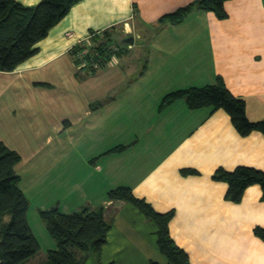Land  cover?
I'll return each mask as SVG.
<instances>
[{"label": "crops", "instance_id": "obj_1", "mask_svg": "<svg viewBox=\"0 0 264 264\" xmlns=\"http://www.w3.org/2000/svg\"><path fill=\"white\" fill-rule=\"evenodd\" d=\"M192 1L80 0L34 55L0 70V140L22 156L16 170L41 246L26 264L57 247L33 216L86 204L104 205L112 222L101 264H169L155 223L134 204L107 197L119 185L158 211L175 210L170 232L191 264H264V241L253 231L264 227L261 186H249L236 203L226 199L228 183L212 177L218 167L264 170V134L242 136L223 108L191 109L179 99L160 109L169 92L221 76L246 101L248 118L264 119V0H227L226 18L195 9L179 23L160 20ZM122 27L134 37L122 56L93 73L78 68L75 45L92 31ZM118 144L127 146L104 154ZM190 167L198 173L182 174ZM85 264L99 263L91 254Z\"/></svg>", "mask_w": 264, "mask_h": 264}, {"label": "trees", "instance_id": "obj_2", "mask_svg": "<svg viewBox=\"0 0 264 264\" xmlns=\"http://www.w3.org/2000/svg\"><path fill=\"white\" fill-rule=\"evenodd\" d=\"M78 1L80 0H41L34 6H27L18 0H0V70L12 71L34 55L38 51L37 43L48 35ZM226 1L193 0L173 12L162 15L160 20L179 23L195 9L214 11L219 18H226L228 16L225 9ZM113 30L114 28L103 30V36L111 35L110 31ZM91 34L94 36L97 33L92 31ZM81 43L72 48V55L82 48ZM101 46L103 45H97L92 50H101ZM98 58L100 59V56L95 59L98 61L97 67L86 69L90 73L110 63L109 57L102 60ZM179 99H184L191 109L206 106L223 108L242 136H247L255 130L264 134V119L250 120L246 113V101L235 96L221 76L214 84L169 92L163 97L160 109ZM98 105L95 104L93 107ZM126 146L118 144L104 154L121 152ZM21 160L22 156L17 150L0 140V264H26L41 251L40 243L28 218L30 201L20 186L21 177L16 170ZM181 172L189 175L198 173V170L190 167L182 168ZM212 177L214 180L228 183L226 199L230 201L241 202L246 189L253 184L261 186L264 200L262 169L249 165H238L232 170L218 167ZM107 197L134 204L155 223L160 251L169 264H191L188 252L175 241L170 232V221L175 215L174 209L166 212L156 210L145 198L137 196L128 185L110 189ZM105 213L104 205L91 204L83 205L71 213L62 212L58 205L41 209L40 216L48 232L55 239L57 247L49 249L45 259L39 264H85L91 254H94L101 264L99 261L102 249L112 228V222L106 219ZM253 231L264 241L263 226L256 225ZM148 264L160 263L150 260Z\"/></svg>", "mask_w": 264, "mask_h": 264}, {"label": "rangeland", "instance_id": "obj_3", "mask_svg": "<svg viewBox=\"0 0 264 264\" xmlns=\"http://www.w3.org/2000/svg\"><path fill=\"white\" fill-rule=\"evenodd\" d=\"M103 32L104 31H98L97 34H95L94 36L93 35L90 36L91 39L89 38L88 47L89 48L91 47V50L97 45H103V46H101V50H98V51L92 50L93 51V54H92L93 56L90 55V57L94 58V60L97 59L98 56H100V59L102 60V59H104L106 57H109L110 54H113V53H115V55H119V54L125 53L126 52V46L130 47V45H129L130 42H127L125 40L123 41V39H125L127 37H130L128 35L125 36V34H124L125 30H124L123 27L121 29L120 28L119 29H117V28L115 29L114 28L113 31H110L111 35L107 34L108 37L106 35L103 36L104 35ZM90 40H94V41L91 42ZM72 56H73V59L75 60L74 55H72ZM107 65H108V63H107ZM78 68H79V66H78ZM37 216L38 215L35 214L33 216V219H32V221L35 224V227H36V222H39V223H41V222L43 223L44 222L42 220V218L40 217V215L38 216V218H37ZM36 229H37V227H36ZM41 257H43V254L37 255L34 258V260H32L30 263L33 264L34 262H38V260H40Z\"/></svg>", "mask_w": 264, "mask_h": 264}, {"label": "built area", "instance_id": "obj_4", "mask_svg": "<svg viewBox=\"0 0 264 264\" xmlns=\"http://www.w3.org/2000/svg\"><path fill=\"white\" fill-rule=\"evenodd\" d=\"M97 33V32H96ZM92 34H90L85 41H82L81 44H85L84 46L82 45V48L78 49L75 53H74V57H75V61L77 63V65L79 66V68L81 69H90L91 67H97L98 66V61H95L94 58H91L90 55L93 54V51L90 50V48L88 47V43H89V38ZM90 50V52H89ZM93 56V55H92ZM117 55H115V53L110 54L109 59L111 61H113L114 59H116Z\"/></svg>", "mask_w": 264, "mask_h": 264}, {"label": "water", "instance_id": "obj_5", "mask_svg": "<svg viewBox=\"0 0 264 264\" xmlns=\"http://www.w3.org/2000/svg\"><path fill=\"white\" fill-rule=\"evenodd\" d=\"M127 42L133 43L134 42V37L130 36L124 39Z\"/></svg>", "mask_w": 264, "mask_h": 264}]
</instances>
